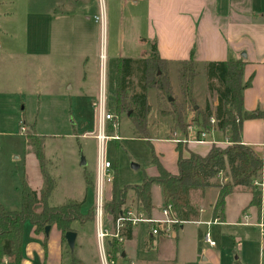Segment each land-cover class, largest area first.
Returning a JSON list of instances; mask_svg holds the SVG:
<instances>
[{
	"label": "rangeland",
	"instance_id": "374dc122",
	"mask_svg": "<svg viewBox=\"0 0 264 264\" xmlns=\"http://www.w3.org/2000/svg\"><path fill=\"white\" fill-rule=\"evenodd\" d=\"M63 1L0 0V203L8 210L20 208L23 178H26L33 190L40 188L42 184L37 160L33 154H29L30 148L26 145V138L31 136L39 137V143H45L48 172L56 180V188L49 204L56 206L69 199L85 197L84 173H88L87 179L92 183L98 161V146L94 138L97 133L98 111L92 102L96 100V105L99 101L96 92L99 81L100 88L105 84L108 111L115 114L116 121L120 122L116 130L111 127L108 131V135L121 137L120 141L112 140L107 144L106 156L113 165L114 181L121 188L139 184L143 181L146 170L154 165L152 144L148 140L138 139L126 113L120 117L117 115L114 97L110 95L115 92L118 80L116 62L111 54L108 60L100 55L107 54L106 48L111 46L112 36L117 38L118 35H114L116 26L111 16L107 15L108 0H88L93 9H98V13L104 5L107 20L105 31L94 20L85 22L79 17H69L65 21L63 18H58L62 20L57 21L50 14L47 15ZM78 1L81 3L82 0ZM62 28L71 31L69 34L65 32L62 37V32H58ZM50 29L58 32L51 38ZM79 29L87 30L92 36L89 35L85 40L77 33ZM86 57L89 59L87 65ZM197 72L195 104L197 109L203 110L207 104L212 107L217 93L208 90V96H197L204 87L203 80L207 81L206 69H202V73H199V69ZM134 78V89L140 90L139 79ZM172 80L175 89L173 99L182 102L179 79L172 76ZM153 100L151 99L152 102ZM169 107L166 104V110ZM154 108L160 113L158 99ZM187 112L186 120L191 125L188 132L191 133L192 130L196 131V124L193 123L196 114L192 110ZM168 121L172 127V121L169 118ZM153 127L151 135L155 138L163 137L165 133L170 134V128L165 125L160 127L157 124ZM133 165L140 169L135 170ZM222 181V184L226 183V180ZM87 188L85 211L94 202L91 186ZM161 192L159 186L154 188L153 198L156 203L161 199ZM241 197L232 196L229 199L228 213L231 218H236L239 213ZM262 212L264 219V204ZM144 225L139 226L144 229ZM73 226L76 228V225ZM77 228L80 230L81 240L74 252L65 247L67 258L72 253L79 257L82 251L89 249L87 243L84 250L79 245L82 239L89 242L92 238L93 225L88 223L81 229L79 226ZM221 229L218 228L220 231ZM26 231L27 238L30 236L31 226H27ZM214 237L218 244L215 250L206 245L203 239L200 242L205 250L215 252L218 259L215 264H234L237 261L260 264L264 242L257 229L231 226L225 233ZM164 244L167 247L163 246L160 250L164 260L153 264H177L173 244ZM140 246L144 248L145 245L140 243ZM193 250L194 245L190 242L180 243L181 254L186 256V260L184 263L182 259L178 264H200L199 260H192ZM72 264H77V260L73 259Z\"/></svg>",
	"mask_w": 264,
	"mask_h": 264
},
{
	"label": "crops",
	"instance_id": "0c3cea01",
	"mask_svg": "<svg viewBox=\"0 0 264 264\" xmlns=\"http://www.w3.org/2000/svg\"><path fill=\"white\" fill-rule=\"evenodd\" d=\"M1 5L0 3V8ZM56 6L54 11H50L47 15L50 14L51 18H55L57 21L62 20L58 18H63L65 21V18L79 17L85 20V22H91L92 20L95 21V17L99 15L98 9H93L88 0H82L81 3L78 0H64ZM107 11V15L109 14V16H111V20L117 29L114 35L117 34L118 37L112 36L111 46L106 48L107 54H101L100 57H106L108 60L111 54L112 59L116 62V69L121 59L137 61L148 57L150 45L152 43H156L160 58L168 62L170 71L169 78L173 89L172 76H177L178 78L180 63L183 61L193 59L198 65L199 73L200 71L202 73V69L205 70L206 65L209 63L243 61V83L250 82V86L243 92L244 110L248 113L257 110L264 112V0H108ZM70 31L69 29L65 30V28H62L58 32H62V37H64L65 32L69 34ZM58 32L55 30L51 31L50 29V38ZM77 33L82 35L85 40L89 35L92 36V34H88L89 32L87 33L85 29H79ZM88 62L89 59L86 57L85 65H87ZM134 79L135 78H133V81ZM206 82V79H204V87L200 89L197 96H208V83L206 85ZM117 86L118 80L115 92L110 93L111 97H114V100ZM134 88L135 86L133 85L132 91L129 93L140 91ZM104 90L106 93V88H104ZM197 90L198 87L197 89L195 88L194 92H197ZM96 92L100 97V81L99 88H97ZM147 98L151 106V112L148 117L150 138L143 140H148L152 144V162L154 163L155 157L167 172L175 175L178 173V144H183L182 150L184 158H189L191 154L205 157L209 154L214 145L217 147H226L229 144L228 136L217 130H212L207 133V142L204 144L198 143L197 130H192L187 140H182V142H180V139H178L171 129L172 127L171 123L168 121V117L162 116L159 110L154 108V103L157 101L156 91L153 89L147 91ZM151 99H154L153 102ZM95 102L96 100L92 102L93 106H95ZM217 105L218 102L217 99H215L212 107L210 105L213 112L217 108ZM127 116L129 118V115ZM118 124H120V122ZM157 124L160 125V127H164V125L165 127H169L170 134L165 133L163 137L159 138L153 137V135H151V129ZM110 128L111 127H109V129ZM119 138L120 141L121 137ZM242 144L251 147L264 161V119L247 120L243 123ZM29 154H33L31 148ZM96 169L91 190L89 189L91 193L93 192L92 195L94 200L91 208L87 211L84 210L87 203L86 194H88L87 172L84 173L86 186L85 197L74 200L69 199L60 205L51 206L49 204V206L58 207L68 202H76L82 204V215H88L90 211L94 210ZM145 173L144 179L146 177H156L158 175V170L155 164L150 166ZM52 178L55 180L53 176ZM144 179L139 184L126 187L140 186L143 184ZM23 181L28 184L26 178H23ZM43 185V177L40 188L38 187L33 190L28 184V186L37 193H40ZM155 187L156 186H153L152 188V203L154 207L152 216L160 218L162 216L161 212L165 206L162 192L160 201L158 203L155 202L153 198ZM215 190L217 189L208 190L204 196L197 193L194 195L193 200L199 208V218L194 222H207L214 218H219L221 220V225L213 226L210 229L211 232L213 230L212 237L216 242V248L218 244L214 236L217 237L225 233L228 227H253L259 231L257 225L260 222L264 223L262 216L264 201L259 211L255 207H250L251 195L249 193L236 191L232 196H242V199H240L242 205L239 207L237 217L231 218L228 213V203L230 197H232L231 195L226 199L222 215L220 213L215 215L214 209L218 196ZM20 202V208L17 210H20L22 207V191ZM0 206L6 211H16V209H6L2 203H0ZM127 207L134 210L137 209V200L133 191L128 192ZM246 215L249 216L248 226L243 225ZM194 222L180 226L172 238L152 236L150 228L147 225H144V229L140 228L142 226L129 228L125 232L126 240L124 244L121 245L120 256L116 259L117 264H153L159 260H164L161 256L162 252H160L163 246L167 247V244L164 243L173 244L174 252L176 250L175 261L177 264L182 259L185 263L186 256H182L181 254L180 243L186 242H190L192 246L194 245L192 260H199L200 264L217 263L215 262V260L218 261L215 252L205 250L200 242L202 239L204 240L208 228ZM88 223L93 225V236L89 242L82 239L81 245H79L80 248L84 250L87 243V248H89L88 251L81 250L82 252L79 257L74 256L75 254L72 253L67 258L65 247H68V245L64 242L63 235L56 226L50 227L49 234H46V231L45 233L36 234L35 228L27 222L24 227L22 260L20 264H72L73 259L77 260V264H101L96 238L95 220ZM88 223L84 225L78 222L74 223L76 228L73 226V229L77 234L75 249L78 242L81 240L80 230L77 226L81 229ZM27 226H31V233L30 236L26 238ZM218 228H222L221 231L218 230ZM223 228L225 229L223 230ZM198 242H200V244ZM140 243L145 245L144 248H141ZM216 248L213 249L215 250ZM262 255L264 254L261 252V256ZM2 264L13 263L5 259ZM234 264L245 263L237 261Z\"/></svg>",
	"mask_w": 264,
	"mask_h": 264
},
{
	"label": "trees",
	"instance_id": "16d2710c",
	"mask_svg": "<svg viewBox=\"0 0 264 264\" xmlns=\"http://www.w3.org/2000/svg\"><path fill=\"white\" fill-rule=\"evenodd\" d=\"M208 90L217 93V108L213 112L210 105L197 109L195 104V81L198 76V65L193 59L180 63L178 79L182 102L173 99L174 90L169 78L168 62L161 59L156 43L150 45L148 57L142 60L121 59L119 61L118 86L115 93V112L119 117L126 113L141 139H149L148 117L151 112L147 91L153 89L157 93L160 114L172 121L173 133L182 140H187L190 124L187 123V111L196 114L193 123L198 133L217 130L228 136L226 147L213 146L209 154L201 157L191 154L183 157L182 145L177 152L178 173L167 172L154 157L157 167L156 177H146L140 186L120 188L116 181L107 189L105 203L106 218L112 222L125 212L128 192L133 191L137 200V211L152 217V188L159 186L162 190L164 206L172 205L180 221L194 222L199 218V208L194 203L195 194L217 189L218 196L214 213L222 215L228 196L236 191L251 195L250 207L261 210L264 191L254 185L255 181L264 182V161L249 146L242 144L243 123L247 120L264 119V112L257 110L248 113L244 110L243 92L250 82L243 83L244 62L209 63L206 65ZM139 79V92H132L133 78ZM166 104L169 109L166 110ZM214 118L215 123L211 122ZM194 128V129H195ZM39 137H27L26 145L35 155L44 185L40 193L33 191L23 181V203L20 210L6 211L0 206V264L8 259L13 264L22 260L24 227L29 222L36 234L45 233L47 227L56 226L62 233L64 242L68 232H74L73 224H86L94 219V210L82 215V204L68 202L58 207H50L49 199L55 189V180L48 172L49 162L45 156L44 142ZM43 141V140H42ZM222 179L226 180L222 184ZM88 186L92 183L88 180ZM131 228V227H130ZM69 249V248H68ZM70 251V249H69ZM71 252V251H70ZM111 253L116 260L121 253V245L113 243Z\"/></svg>",
	"mask_w": 264,
	"mask_h": 264
},
{
	"label": "built area",
	"instance_id": "2783aa9c",
	"mask_svg": "<svg viewBox=\"0 0 264 264\" xmlns=\"http://www.w3.org/2000/svg\"><path fill=\"white\" fill-rule=\"evenodd\" d=\"M96 23L100 24L101 29H106V10L102 5L100 13L95 17ZM104 83L101 87L100 97L98 103L95 105L98 111V126L97 133L94 136L98 146V161L95 174V204H94V219L96 225V238L101 259V264H117L111 253V245L117 243L123 245L126 237L125 232L131 227H137L141 224H145L150 228V232L154 237H174L176 230L188 223L180 221L174 212L172 205L165 206L161 212L160 218L149 217L144 212H138L137 209L129 208L123 212L119 218L109 222L106 218L105 203L107 200V189L114 182L113 165L107 159V144L112 140H119L117 136L108 135L109 127L116 130L119 126L116 121L115 114L108 111L106 106V93L104 90ZM212 123H215L214 118L211 119ZM176 135V134H175ZM207 133H202L198 143L204 144L207 142ZM179 142V141H178ZM255 186L264 191V182L255 181ZM245 226L249 225V216L244 217ZM196 224L204 225L208 228L205 234L204 242L211 248L216 247V242L213 240L211 227L221 225L219 218H214L207 222H194ZM261 240L264 242V223L260 222L257 225ZM260 264H264V255L261 256Z\"/></svg>",
	"mask_w": 264,
	"mask_h": 264
},
{
	"label": "water",
	"instance_id": "95a60500",
	"mask_svg": "<svg viewBox=\"0 0 264 264\" xmlns=\"http://www.w3.org/2000/svg\"><path fill=\"white\" fill-rule=\"evenodd\" d=\"M133 168L139 169V167L137 165H133ZM49 232H50V227H47L46 228V234H49ZM76 238H77V234L75 232H68L65 235L66 243H67L68 247L70 248L71 252H73L75 249Z\"/></svg>",
	"mask_w": 264,
	"mask_h": 264
}]
</instances>
